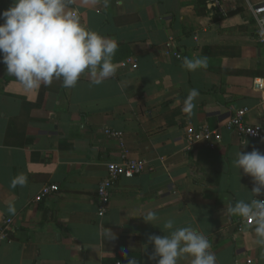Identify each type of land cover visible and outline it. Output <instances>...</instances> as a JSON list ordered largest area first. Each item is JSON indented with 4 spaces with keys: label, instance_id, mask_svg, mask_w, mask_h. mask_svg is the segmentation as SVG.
<instances>
[{
    "label": "crops",
    "instance_id": "crops-1",
    "mask_svg": "<svg viewBox=\"0 0 264 264\" xmlns=\"http://www.w3.org/2000/svg\"><path fill=\"white\" fill-rule=\"evenodd\" d=\"M262 2L220 0V10L206 0H67L82 25L118 43L115 76L92 85L85 72L73 88L53 80L29 92L0 64V227L12 219L8 238H0V264H155L147 237L167 235L169 218L205 235L216 264H264L253 225L237 231L241 218L226 211L252 198L251 177L233 167L236 153H264V137L224 126L246 108L247 122L264 127L256 83L264 79V44L250 14ZM10 3L0 0V10ZM200 57L207 68L183 67L184 58ZM190 89L199 96L189 117ZM205 127L217 145L201 138L188 145L187 129ZM106 129L122 132V141ZM123 149L144 170L117 181L99 216L98 184ZM20 174L27 183L10 187ZM47 184L57 192L35 201ZM148 210L160 218L154 226L139 217Z\"/></svg>",
    "mask_w": 264,
    "mask_h": 264
},
{
    "label": "clouds",
    "instance_id": "clouds-1",
    "mask_svg": "<svg viewBox=\"0 0 264 264\" xmlns=\"http://www.w3.org/2000/svg\"><path fill=\"white\" fill-rule=\"evenodd\" d=\"M105 6L109 0H103ZM67 0H11L7 8L0 10V64L13 76L25 91L38 90L41 85H51L60 80L64 88L76 86L80 76L87 72L92 85H100L115 76L117 68L113 63L118 43L86 28L80 22L77 11H66ZM264 36V32L261 33ZM183 67L193 72L207 68V57L184 58ZM199 96L197 89H190L184 100L183 112L191 116L194 101ZM247 143V142H246ZM233 167L238 174L251 177L252 198L229 203L227 213L244 221H252L254 242L264 248V153L257 149L236 153ZM27 177H14L10 187L24 186ZM10 213L14 205H8ZM154 226L159 217L154 210L139 216ZM169 218L163 227L165 235H149L152 251L148 261L155 264H179L187 259L190 264H216V256L210 251L208 238L192 227H175ZM107 239L115 238L110 229L104 228ZM128 255H126L127 257ZM127 264H137V259H127Z\"/></svg>",
    "mask_w": 264,
    "mask_h": 264
},
{
    "label": "built area",
    "instance_id": "built-area-1",
    "mask_svg": "<svg viewBox=\"0 0 264 264\" xmlns=\"http://www.w3.org/2000/svg\"><path fill=\"white\" fill-rule=\"evenodd\" d=\"M220 0H206V4L209 8H218L221 10ZM250 14L254 22V34L256 40L260 44H264V36L261 35L264 32V2L257 5H253L250 8ZM176 57L180 58L179 54H174ZM136 67V64H132ZM262 90V110L264 111V79L256 82ZM246 108H241L235 111L225 122V128L235 132L240 137H250V138H263L264 137V127L260 124H250L246 120ZM105 133L117 140L122 141V132L118 130L106 129ZM213 133L208 128H203L200 131H195L192 128L187 129V141L188 145H191L198 139H204L210 147H215L217 145L216 140L212 138ZM144 162L135 158L128 157L126 151L123 149L120 155V160L117 162H108L106 164V174L101 179L97 187V197H98V215L103 216L108 207L113 189L117 181L121 177H133L136 174L141 173L144 170ZM58 187L55 184L44 185L39 194L34 198L35 201H40L42 198L57 192ZM12 222L11 218H7L2 226L0 227V238H8V232L10 231V224ZM244 225H252V221L239 220L236 223L237 231H242Z\"/></svg>",
    "mask_w": 264,
    "mask_h": 264
}]
</instances>
